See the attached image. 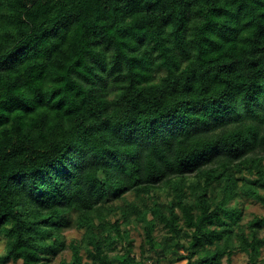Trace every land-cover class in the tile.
I'll return each instance as SVG.
<instances>
[{
  "label": "trees",
  "instance_id": "obj_1",
  "mask_svg": "<svg viewBox=\"0 0 264 264\" xmlns=\"http://www.w3.org/2000/svg\"><path fill=\"white\" fill-rule=\"evenodd\" d=\"M245 200L264 208V0H0V264H264Z\"/></svg>",
  "mask_w": 264,
  "mask_h": 264
},
{
  "label": "rangeland",
  "instance_id": "obj_2",
  "mask_svg": "<svg viewBox=\"0 0 264 264\" xmlns=\"http://www.w3.org/2000/svg\"><path fill=\"white\" fill-rule=\"evenodd\" d=\"M237 179L239 181H246L247 183H253L254 178L249 177L245 174H241L237 176ZM114 205H118L119 202H114ZM254 216H264V208L259 204L252 200H245L244 206H243V213H242V223H247L249 220H251ZM111 220L113 221L114 218L112 217ZM163 230L159 227L156 232L155 236L160 239L163 235ZM64 238L67 242H69L72 239H78L80 238V234L72 229H69L65 232ZM144 241V229L140 225H133L128 228L127 233V241L128 243L133 245V250L135 253L139 252L140 245ZM122 244L117 245L116 252L121 251ZM3 251V241L0 240V253ZM111 253V255L115 254ZM70 259V251L66 247L61 252L57 253L55 256L51 258L49 262H46L45 264H61L62 261L66 260L69 261ZM167 264H186V261L181 262H174L169 261ZM223 264H226L225 258L223 259ZM232 264H247L246 256L242 253L235 254L232 258Z\"/></svg>",
  "mask_w": 264,
  "mask_h": 264
}]
</instances>
